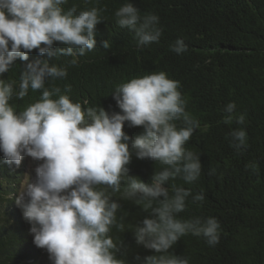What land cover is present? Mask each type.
Returning a JSON list of instances; mask_svg holds the SVG:
<instances>
[{
    "label": "clouds",
    "instance_id": "obj_1",
    "mask_svg": "<svg viewBox=\"0 0 264 264\" xmlns=\"http://www.w3.org/2000/svg\"><path fill=\"white\" fill-rule=\"evenodd\" d=\"M68 4L69 0H0V76L17 58L28 61L33 50L50 57H73L68 64L75 66L77 57L96 49L95 29L104 20V10L96 6L78 10L73 3L65 11ZM114 17L119 27L134 33L137 48L160 42L159 17L142 16L130 0ZM56 42L66 47L54 48ZM102 46L110 48L108 41ZM170 50L182 55L187 45L178 38ZM67 75V66L35 60L25 65L18 84L0 79L3 160L16 167L25 156L39 162L35 181L25 176L15 196L34 245L46 250L51 264H127L117 258L120 243L111 235L113 228L126 231L124 218L117 219L119 200L131 201L147 213L130 229L137 244L155 252L140 264H189L188 258L169 252L189 234L217 245L221 225L215 217L178 218L190 196L202 205L204 193L193 195L175 183L163 186L176 179L192 184L202 173L199 154L186 147L200 122L186 110L180 81L160 71L123 82L112 93L121 112L109 114L100 106L82 107L58 86H46ZM29 90L39 91L40 98L17 112L10 100H22ZM70 91V85L63 89ZM235 109V102L223 108L224 124H245V115H236ZM126 122L129 127L142 126L143 133L132 139L123 131ZM228 136L238 152L247 147L243 127L232 129ZM133 155L160 166L150 185L129 174ZM117 194L119 200L114 199Z\"/></svg>",
    "mask_w": 264,
    "mask_h": 264
},
{
    "label": "trees",
    "instance_id": "obj_2",
    "mask_svg": "<svg viewBox=\"0 0 264 264\" xmlns=\"http://www.w3.org/2000/svg\"><path fill=\"white\" fill-rule=\"evenodd\" d=\"M141 15L159 17L162 36L158 44L137 48L134 33L117 25L114 12L125 0H69L78 10L93 6L102 8L104 18L96 25V49L77 57L29 53L28 61L17 58L11 69L0 76L6 81L20 79L28 62L47 60L50 64L67 66L65 79L49 81L58 86L82 107H102L109 114L119 113L112 93L115 87L132 78L163 71L168 78L181 83L180 91L187 100L186 110L200 122L187 148L199 154L201 177L192 184L180 179L165 182L190 189L192 194L204 193L201 205L190 196L187 208L179 219L215 217L221 225L219 243L209 246L202 237L191 234L179 239L169 252L189 259V264H264V0H130ZM182 39L187 51L177 55L170 50L176 39ZM108 41L110 48L102 46ZM54 48L65 45L56 42ZM66 85L71 86L64 93ZM39 91L22 100L13 97L10 104L23 111L40 98ZM54 99L57 97H53ZM235 102V114L245 115V124L223 123V108ZM237 127L246 130L247 147L238 152L231 147L229 132ZM123 131L132 139L143 133L142 126ZM25 156L19 167L4 162L0 153V264H51L48 253L37 248L29 234L30 225L22 218L15 196L25 176L35 181V167ZM159 165L133 155L130 175L151 184ZM157 168V169H156ZM119 200L117 194L114 199ZM162 199V198H161ZM124 232L113 228L121 251L117 258L127 264H140L144 257L154 255L136 243L132 230L146 215L131 201L119 200ZM139 257V260L137 259Z\"/></svg>",
    "mask_w": 264,
    "mask_h": 264
},
{
    "label": "rangeland",
    "instance_id": "obj_3",
    "mask_svg": "<svg viewBox=\"0 0 264 264\" xmlns=\"http://www.w3.org/2000/svg\"><path fill=\"white\" fill-rule=\"evenodd\" d=\"M30 163H31V164H33V163H34V161H32V159H31V158H30Z\"/></svg>",
    "mask_w": 264,
    "mask_h": 264
}]
</instances>
